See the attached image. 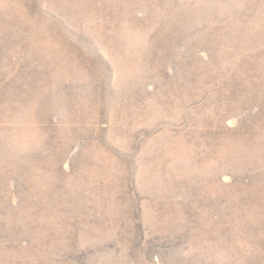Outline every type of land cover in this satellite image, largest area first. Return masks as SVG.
Returning <instances> with one entry per match:
<instances>
[{
  "label": "rangeland",
  "instance_id": "374dc122",
  "mask_svg": "<svg viewBox=\"0 0 264 264\" xmlns=\"http://www.w3.org/2000/svg\"><path fill=\"white\" fill-rule=\"evenodd\" d=\"M0 264H264V0H0Z\"/></svg>",
  "mask_w": 264,
  "mask_h": 264
}]
</instances>
